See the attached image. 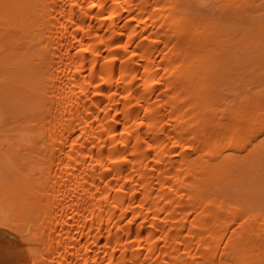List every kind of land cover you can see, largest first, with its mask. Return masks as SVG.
Returning a JSON list of instances; mask_svg holds the SVG:
<instances>
[{"label": "bare ground", "instance_id": "obj_1", "mask_svg": "<svg viewBox=\"0 0 264 264\" xmlns=\"http://www.w3.org/2000/svg\"><path fill=\"white\" fill-rule=\"evenodd\" d=\"M0 264H264V0H0Z\"/></svg>", "mask_w": 264, "mask_h": 264}, {"label": "rangeland", "instance_id": "obj_2", "mask_svg": "<svg viewBox=\"0 0 264 264\" xmlns=\"http://www.w3.org/2000/svg\"><path fill=\"white\" fill-rule=\"evenodd\" d=\"M260 1V0H259ZM258 205H260V204H258ZM262 205V204H261Z\"/></svg>", "mask_w": 264, "mask_h": 264}, {"label": "snow or ice", "instance_id": "obj_3", "mask_svg": "<svg viewBox=\"0 0 264 264\" xmlns=\"http://www.w3.org/2000/svg\"><path fill=\"white\" fill-rule=\"evenodd\" d=\"M86 51V50H85Z\"/></svg>", "mask_w": 264, "mask_h": 264}]
</instances>
